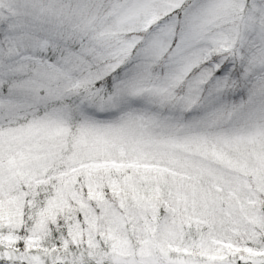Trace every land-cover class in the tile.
<instances>
[{
  "label": "snow or ice",
  "instance_id": "1",
  "mask_svg": "<svg viewBox=\"0 0 264 264\" xmlns=\"http://www.w3.org/2000/svg\"><path fill=\"white\" fill-rule=\"evenodd\" d=\"M0 264H264V0H0Z\"/></svg>",
  "mask_w": 264,
  "mask_h": 264
}]
</instances>
